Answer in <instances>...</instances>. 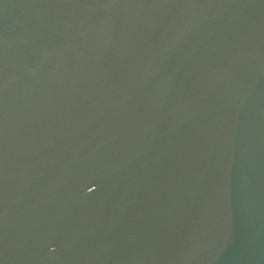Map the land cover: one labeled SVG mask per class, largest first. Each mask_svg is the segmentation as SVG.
<instances>
[{
  "label": "water",
  "instance_id": "obj_1",
  "mask_svg": "<svg viewBox=\"0 0 264 264\" xmlns=\"http://www.w3.org/2000/svg\"><path fill=\"white\" fill-rule=\"evenodd\" d=\"M177 2L0 0V264H264V0Z\"/></svg>",
  "mask_w": 264,
  "mask_h": 264
},
{
  "label": "snow or ice",
  "instance_id": "obj_2",
  "mask_svg": "<svg viewBox=\"0 0 264 264\" xmlns=\"http://www.w3.org/2000/svg\"><path fill=\"white\" fill-rule=\"evenodd\" d=\"M196 0H183V2H177L173 4V7L194 8L193 4H196ZM167 6V5H165ZM194 24L190 17H184L181 19H175L172 21L171 27L160 37V47L158 49V55L163 56L167 52L178 45L185 37L190 33Z\"/></svg>",
  "mask_w": 264,
  "mask_h": 264
}]
</instances>
